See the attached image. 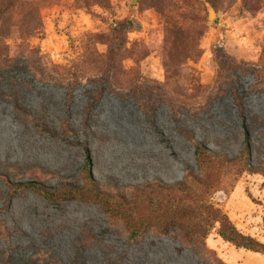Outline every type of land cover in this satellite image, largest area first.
I'll use <instances>...</instances> for the list:
<instances>
[{
	"label": "rangeland",
	"instance_id": "1",
	"mask_svg": "<svg viewBox=\"0 0 264 264\" xmlns=\"http://www.w3.org/2000/svg\"><path fill=\"white\" fill-rule=\"evenodd\" d=\"M23 1L0 16L1 171L62 188L82 184L89 161L90 177L107 192L208 201L264 242V0ZM162 3L180 22L190 15L184 36L199 50L174 72L164 65ZM124 20L135 26L116 41ZM24 42L48 57L50 80L35 78L26 60L3 66ZM196 142L210 151L207 162ZM7 197L0 178V209ZM0 223L8 229L0 233V264H264L263 254L226 242L217 228L192 243L156 227L132 241L125 223L96 204L31 191L13 198Z\"/></svg>",
	"mask_w": 264,
	"mask_h": 264
},
{
	"label": "trees",
	"instance_id": "2",
	"mask_svg": "<svg viewBox=\"0 0 264 264\" xmlns=\"http://www.w3.org/2000/svg\"><path fill=\"white\" fill-rule=\"evenodd\" d=\"M186 5H190V0H182ZM87 4L88 0H84ZM23 0H0V16L9 12L19 11L23 7ZM169 7L172 8L169 2ZM33 6V5H32ZM34 7V6H33ZM162 13L166 17V32L170 38V47L166 49V56L169 64H164L167 72H174L173 66L180 65L184 58L198 57L199 50L193 52L189 50V41L185 35L183 23L187 21L190 15L181 13L184 21H178L175 17L170 16L165 12V4L162 3ZM34 22L35 29H40L41 17L38 9L34 8ZM180 15V14H179ZM194 17L190 22H194ZM29 25V22H27ZM31 24V23H30ZM135 23L131 20L120 21L116 27L115 40H124L125 34L130 28H133ZM30 27V26H29ZM27 27V28H29ZM34 28V27H33ZM189 30L191 27L188 25ZM25 48L14 57L6 55V61L3 66L12 68L14 66H21V61H27L28 68L35 78L41 80H50V60L47 56L41 53L39 47H29L25 43ZM1 47L2 53L6 52L8 45ZM23 47V45L21 46ZM181 47V48H179ZM181 49V50H178ZM116 50H121L120 46L116 44ZM175 52V53H174ZM112 56L115 55V50H110ZM172 55V56H171ZM13 98V96H12ZM236 99H238L236 97ZM16 107L24 113V116L32 121L35 119L33 115L25 112L20 108V100L18 95H14ZM40 127L45 128L44 124H39ZM245 139L244 146L246 147V154L249 155L251 150V143L249 138V126L244 124ZM196 154L203 162H207L206 158H210V151L201 142H196ZM12 170H15L11 167ZM10 171L9 168H7ZM91 165L87 161L83 167V182L79 185H66L62 188H50L41 184L36 179L26 181L10 180L8 174L5 175L0 168V178L5 182L8 188V197L5 207L0 209L3 213L8 209L13 198L25 191L34 192L48 201L53 202H67L79 201L84 203H93L100 206L110 217L121 219L129 232V238L136 241L140 236L149 231L151 228L156 227L162 233L168 235L172 230H179L183 239L192 242L202 241L206 238L213 229L217 228L218 235L233 244L237 248H244L253 252L261 253L264 255V242L259 239L243 233L224 213L220 208L216 207L213 203L203 200H197L192 204L175 203L170 201L161 200H147L144 197H129L127 195L114 194L105 191L93 177H90ZM8 229L6 225L0 223V233L6 234ZM4 264H9L5 262Z\"/></svg>",
	"mask_w": 264,
	"mask_h": 264
},
{
	"label": "bare ground",
	"instance_id": "3",
	"mask_svg": "<svg viewBox=\"0 0 264 264\" xmlns=\"http://www.w3.org/2000/svg\"><path fill=\"white\" fill-rule=\"evenodd\" d=\"M213 16H214V11L211 12V17H213Z\"/></svg>",
	"mask_w": 264,
	"mask_h": 264
},
{
	"label": "water",
	"instance_id": "4",
	"mask_svg": "<svg viewBox=\"0 0 264 264\" xmlns=\"http://www.w3.org/2000/svg\"><path fill=\"white\" fill-rule=\"evenodd\" d=\"M212 11H214V10H211V11H210V16H211V12H212Z\"/></svg>",
	"mask_w": 264,
	"mask_h": 264
}]
</instances>
